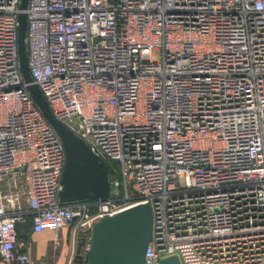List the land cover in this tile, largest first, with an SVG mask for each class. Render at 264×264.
Returning a JSON list of instances; mask_svg holds the SVG:
<instances>
[{"label":"built area","instance_id":"built-area-1","mask_svg":"<svg viewBox=\"0 0 264 264\" xmlns=\"http://www.w3.org/2000/svg\"><path fill=\"white\" fill-rule=\"evenodd\" d=\"M19 4L0 0V264H35L20 226L75 238L145 203L144 264H264V0H28L32 83L114 166L117 196L69 204L20 72Z\"/></svg>","mask_w":264,"mask_h":264},{"label":"water","instance_id":"water-1","mask_svg":"<svg viewBox=\"0 0 264 264\" xmlns=\"http://www.w3.org/2000/svg\"><path fill=\"white\" fill-rule=\"evenodd\" d=\"M28 0H20L18 14V55L20 72L27 89L44 118L60 137L65 162L61 174L60 203L77 201L106 202L119 191L112 185L113 175L106 164L89 147L51 113L38 87L32 83L24 43ZM152 233V213L148 204H138L113 216H103L91 230L76 236V258L73 264H144L143 257ZM89 242L83 258L80 249ZM157 264H181L177 255L163 257Z\"/></svg>","mask_w":264,"mask_h":264},{"label":"rangeland","instance_id":"rangeland-1","mask_svg":"<svg viewBox=\"0 0 264 264\" xmlns=\"http://www.w3.org/2000/svg\"><path fill=\"white\" fill-rule=\"evenodd\" d=\"M157 57V53H153V58ZM112 165V163H110ZM24 238L32 240L31 258L36 264H73L76 258V237L70 234V229L59 228L56 232L44 235L43 233L33 234L28 232V226L25 225L21 230ZM46 246V251L44 250ZM36 251H38L39 259ZM79 255L83 258V248Z\"/></svg>","mask_w":264,"mask_h":264},{"label":"crops","instance_id":"crops-1","mask_svg":"<svg viewBox=\"0 0 264 264\" xmlns=\"http://www.w3.org/2000/svg\"><path fill=\"white\" fill-rule=\"evenodd\" d=\"M24 227H25V225H24V226H20V228H19V238H20L21 240H23V241L26 242L25 250H27V251L30 253V255H31V253H32V251H33V250H32V248H33V246H32L33 241H32V240H29L30 238L26 239V238L23 237L21 230H22V228H24ZM28 232H30V231H29V227H28ZM43 234H44V235H48V234L51 235V232L46 231V232H43ZM46 248H47V247L44 246V250H45V251H46ZM36 255H37V258L39 259L40 257L38 256V251H36ZM35 264H36V263H35Z\"/></svg>","mask_w":264,"mask_h":264},{"label":"trees","instance_id":"trees-1","mask_svg":"<svg viewBox=\"0 0 264 264\" xmlns=\"http://www.w3.org/2000/svg\"><path fill=\"white\" fill-rule=\"evenodd\" d=\"M106 166H107L108 171H109L111 174H113V170H112L113 167H114L113 164L111 165L110 163H107ZM80 250H81V249H80Z\"/></svg>","mask_w":264,"mask_h":264}]
</instances>
